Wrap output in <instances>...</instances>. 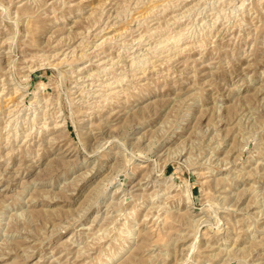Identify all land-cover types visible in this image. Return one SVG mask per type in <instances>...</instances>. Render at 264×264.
<instances>
[{"label": "rangeland", "instance_id": "1", "mask_svg": "<svg viewBox=\"0 0 264 264\" xmlns=\"http://www.w3.org/2000/svg\"><path fill=\"white\" fill-rule=\"evenodd\" d=\"M0 264H264V0H0Z\"/></svg>", "mask_w": 264, "mask_h": 264}, {"label": "bare ground", "instance_id": "2", "mask_svg": "<svg viewBox=\"0 0 264 264\" xmlns=\"http://www.w3.org/2000/svg\"><path fill=\"white\" fill-rule=\"evenodd\" d=\"M121 21V20H120ZM118 22H119V20H118ZM117 24V23H116ZM107 28V27H106ZM102 30V29H101ZM98 35V34H97Z\"/></svg>", "mask_w": 264, "mask_h": 264}]
</instances>
